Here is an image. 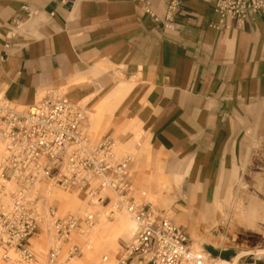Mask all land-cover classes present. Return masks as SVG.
Masks as SVG:
<instances>
[{
  "label": "crops",
  "instance_id": "obj_1",
  "mask_svg": "<svg viewBox=\"0 0 264 264\" xmlns=\"http://www.w3.org/2000/svg\"><path fill=\"white\" fill-rule=\"evenodd\" d=\"M117 83L136 88L108 110L106 136L93 137L116 138L138 154L131 178L138 197L158 181L149 156L152 164L173 158L172 173L191 164L185 187L193 190L173 195L186 202L178 219L185 228L172 221L191 236L208 212L197 171L236 148L248 109L264 100V7L238 24L216 0H181L171 22L161 0L151 14L141 0H0V96L27 107L69 86L72 102L103 92L106 103ZM85 130L92 134L88 118Z\"/></svg>",
  "mask_w": 264,
  "mask_h": 264
},
{
  "label": "built area",
  "instance_id": "obj_2",
  "mask_svg": "<svg viewBox=\"0 0 264 264\" xmlns=\"http://www.w3.org/2000/svg\"><path fill=\"white\" fill-rule=\"evenodd\" d=\"M154 0H141L152 13ZM166 19H175L181 0H161ZM264 7V0H216L217 10L238 24H245ZM156 20L157 17L153 15ZM86 106L69 100L59 90H49L35 105L19 107L0 96V253L8 263L32 264L36 255L32 239L46 218L57 240L67 241L81 225L74 216L59 217L45 207L42 184L63 190H86L89 203L104 206L106 217L124 212L135 223L134 236L123 242L114 261L104 264H216L212 255L196 250L191 236L171 220L158 218L151 205L133 197L132 158L119 157L115 142L97 141L85 130ZM85 223L93 226L94 215ZM52 247L49 258L59 257ZM73 246L70 255L78 253ZM14 256H13V255ZM260 261V260H259Z\"/></svg>",
  "mask_w": 264,
  "mask_h": 264
},
{
  "label": "rangeland",
  "instance_id": "obj_3",
  "mask_svg": "<svg viewBox=\"0 0 264 264\" xmlns=\"http://www.w3.org/2000/svg\"><path fill=\"white\" fill-rule=\"evenodd\" d=\"M120 83L122 84L123 80ZM120 86L117 83L115 90L109 96L106 103L102 102L105 97L103 92H95L88 97L78 100L83 105H87L88 126L91 129L92 137L96 135L106 136L105 127L109 114L108 110H112L115 103H120L127 94L136 88ZM119 87L121 90L116 91ZM58 88L64 95H69V86ZM43 95L44 92L37 97L33 105L37 104ZM94 98L96 99L94 100ZM248 114L249 121H247L242 130L241 138L236 143V148L231 153L229 152L228 155L225 154L224 160L219 165L211 166L209 171H197L199 179L201 177L203 179V185L196 187L198 189L197 196L201 200H206L205 207H207L208 212L204 215L202 226L199 229L200 236L196 239L197 241L200 240L199 245L194 246V248L209 252L215 261L230 262L232 264H264V257L261 259L256 258L260 256L257 253L264 251V100L249 108ZM132 133L134 135L138 134L134 130ZM114 140L119 157L129 156L133 162H136L138 154L128 151L124 144L120 143L116 138ZM171 160L173 158L163 155L159 163L153 162L152 164L149 156L146 164L153 169L154 176L158 178L157 184L164 182L167 184V189L162 188L159 190L156 184L154 188L150 189L148 197H138L137 190L134 189L133 197L140 205H151L158 218L169 219L185 228L184 224L178 222V219L182 216L184 208L187 207L186 202L176 200L173 195L175 193L183 195L184 190H193L191 186L185 187L188 180L191 179L189 178L191 177V164L187 166L185 164L182 171L172 173L170 171ZM131 175L133 178L134 169L132 166ZM170 180L174 181V187ZM57 189L62 194L78 192L87 197L85 191ZM164 193L166 194L164 195ZM252 199L258 201L260 212V217L257 220L255 228L246 226L242 220V212ZM177 205L179 207L176 208L175 206ZM92 207L94 206L92 205ZM55 208L59 217H66L68 215L78 217L81 220V225L78 228L80 231L72 233L67 241H59L52 233L49 226L51 223L48 222L49 224L47 223L48 225L44 226L46 232L38 233L34 237L35 242L32 241V249L36 255V259L32 264H71L72 260L84 257L82 253L89 239L87 243L84 241L92 232L97 222L98 226L95 228H100V225L105 226V228L112 227L113 224L119 222L120 215H126L125 213H116L115 220L112 218L108 219L104 215L108 209H101L99 212L101 217L98 218L94 215L96 223L93 224V227L85 223L86 216L91 214L89 213L91 211L89 205L84 214L77 213L75 207L66 206L59 208L56 206ZM195 217L194 220H197L198 215L195 214ZM110 223L112 224L111 226L108 225ZM84 228H87L84 232L85 235H81L79 232ZM40 235L43 236V239L39 237ZM93 236L94 234L89 238L91 239ZM132 238L126 235H116L114 247H110L107 252L103 250L98 251L97 259L99 264H104L102 259L105 255H109L113 261L117 259L121 253L120 248L123 242L129 241ZM192 241L195 243L193 239ZM73 246H76L79 252L70 255ZM52 247H60L59 257L55 261H51L49 258V251ZM242 253L247 255L239 258ZM0 260L3 264H23L19 261L8 263L3 260L1 253Z\"/></svg>",
  "mask_w": 264,
  "mask_h": 264
},
{
  "label": "bare ground",
  "instance_id": "obj_4",
  "mask_svg": "<svg viewBox=\"0 0 264 264\" xmlns=\"http://www.w3.org/2000/svg\"><path fill=\"white\" fill-rule=\"evenodd\" d=\"M122 85H128V82L123 80ZM157 186H158V189L161 190L162 188H166L167 184L164 182H160L157 184ZM38 189H40V191H41V189H43L41 193L44 197H42L41 201L45 207H47V206L56 207L57 206L59 208H63L66 206H70V207H75V210L77 213L84 214L87 210V206L89 205L91 207L90 208L91 211L89 213L96 215L98 218L101 217V215L99 214L100 210L105 209L104 206L100 203H97V202H94L92 204L89 203V198H88L86 190H76V191H80V192L85 191L87 197L82 195V194H79L78 192H72L71 194H62L60 191H58V189L55 186L48 185V184H42L36 188V190H38ZM166 193H164V195ZM92 205L94 207H92ZM116 213H124V212H116ZM104 215L106 216V213ZM120 217L121 218L117 224H113V225L111 223L108 224L110 226L112 225V227L105 228V226L100 225V228L99 227L95 228L96 226H98V222H97L96 226L95 227L93 226L94 228L92 227L94 230V233H90L89 236H87V239H89V242L87 241L88 243L86 244V246L83 250L82 254H84V257H82L80 259L72 260L71 264H99L98 259H97L98 251L103 250V251L107 252V250L110 247L111 248L114 247L116 235H119V234L120 235H126V236L132 238V236H134L135 223L127 216V214L126 215H120ZM259 217H260L259 203H258V201L252 199L250 204L242 212V220H243L244 224H246V226H248L250 228H255V225H256ZM114 218H115V215L113 216L112 219H114ZM192 219H194L193 216H192ZM48 222L51 223L49 217L46 218L44 226ZM195 225H197V224H195ZM49 226L51 228V224H49ZM86 229L85 228L82 229L81 232H79V233L81 235H85L84 232ZM76 231H80V229L75 230L73 233H75ZM86 234H88V233H86ZM92 234H94V236L90 239L89 237ZM199 236H200L199 228L196 226L192 231L191 237L193 240H196L199 238ZM39 237H41V239H43V236L40 235ZM32 241L35 242L34 238L32 239ZM257 254L260 255V256L256 257L257 259H261L264 257V251H261L260 253H257ZM105 256H109V255H105ZM102 261H103V259H102ZM215 263L216 264H232L230 262H221L218 260H216ZM0 264H3L1 262V260H0Z\"/></svg>",
  "mask_w": 264,
  "mask_h": 264
}]
</instances>
